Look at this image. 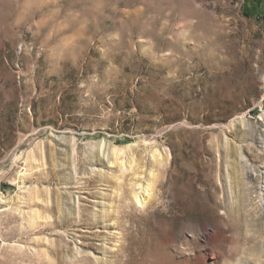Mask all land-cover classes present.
<instances>
[{
    "label": "rangeland",
    "instance_id": "obj_1",
    "mask_svg": "<svg viewBox=\"0 0 264 264\" xmlns=\"http://www.w3.org/2000/svg\"><path fill=\"white\" fill-rule=\"evenodd\" d=\"M0 264H264V0H0Z\"/></svg>",
    "mask_w": 264,
    "mask_h": 264
},
{
    "label": "clouds",
    "instance_id": "obj_2",
    "mask_svg": "<svg viewBox=\"0 0 264 264\" xmlns=\"http://www.w3.org/2000/svg\"><path fill=\"white\" fill-rule=\"evenodd\" d=\"M58 61H62L63 60V56L57 57Z\"/></svg>",
    "mask_w": 264,
    "mask_h": 264
}]
</instances>
